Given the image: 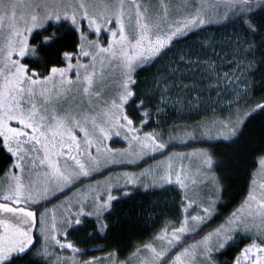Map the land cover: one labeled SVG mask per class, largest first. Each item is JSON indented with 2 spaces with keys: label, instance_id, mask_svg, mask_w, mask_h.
Instances as JSON below:
<instances>
[{
  "label": "snow or ice",
  "instance_id": "6c2138e0",
  "mask_svg": "<svg viewBox=\"0 0 264 264\" xmlns=\"http://www.w3.org/2000/svg\"><path fill=\"white\" fill-rule=\"evenodd\" d=\"M179 7L174 12L169 0H0V151L15 158L0 182V264H106L69 239L76 233L111 241L107 264H129L118 259V226L106 214L139 187L186 188L185 161L193 158L211 182L210 197L193 201L185 194L173 220L158 217L152 238L134 248L132 264H217L229 248L236 252L230 264H264V184L258 191L256 180L264 177V0H184ZM212 24L236 29L228 44L204 37L195 50L174 51ZM52 57L65 66L35 70ZM166 58L168 68L154 72ZM223 62L232 71L221 87ZM194 64L203 69V91L173 100L170 81H182ZM150 72L141 91L137 77ZM170 101L178 111L211 109L212 116L173 125L177 131L165 140L148 129L160 126ZM257 123L262 144L252 152L258 171L246 172V198L207 231L229 187L227 170L244 163ZM114 138L126 146L113 147ZM175 139L223 142L235 152L225 164L204 148L174 152ZM146 157L156 163L115 171ZM101 172L102 186L85 185ZM50 199L62 200L64 211L59 218L41 212L36 236L34 205ZM65 250L70 258L60 254Z\"/></svg>",
  "mask_w": 264,
  "mask_h": 264
},
{
  "label": "trees",
  "instance_id": "16d2710c",
  "mask_svg": "<svg viewBox=\"0 0 264 264\" xmlns=\"http://www.w3.org/2000/svg\"><path fill=\"white\" fill-rule=\"evenodd\" d=\"M209 28H211L212 31H209ZM235 30L236 29L233 26L220 24L209 25L207 31L200 33V35L194 37V39L179 43L174 51L180 49L188 51L189 49H193V44L190 45L189 43H193L194 40L199 41L200 38L208 37L209 34L215 32L217 34L229 33L230 36H234ZM37 43H39V41H37ZM167 60L168 58H166V62ZM52 66L62 67L63 64L52 57L51 64L36 66L35 70L41 73H47L48 69ZM230 66L232 65L230 64ZM158 67H156V69ZM156 69L153 71L155 72ZM152 77L153 74L151 72L137 77V83L140 85L141 91H144L146 85L151 83ZM217 115H219L218 112ZM211 116L212 114L209 113L207 109H203L198 114L193 113L192 115H187L179 120L177 112L168 110V112L163 115L160 126L156 127V125H153V127L148 130H155L166 136L172 131L171 128H173V125H179L182 127L183 125L191 124L196 120H207ZM261 135L262 133L260 132L259 123L254 124L250 129V136L246 138L250 139L251 143L243 154L244 163L239 169L229 168L227 170L226 174L229 176L227 183L229 187L224 194V205L219 208V213L214 219L208 223L207 231H211L214 227L223 223L224 218L240 207L242 201L246 198L248 183L246 172H256L257 170L252 167L254 163L252 152L254 149L261 146ZM218 144L219 146L215 149L217 159L223 161L225 164H229L231 162L229 158L234 154L235 149L227 148L223 142H219ZM9 155L10 154L6 151H0V177L9 170L14 161L13 157L9 159ZM181 194L182 191L175 185L166 186L165 188L159 187L153 190H141L138 188L132 198L123 199L119 203L114 202L112 210L107 215H110L108 221L110 226H118V230L113 233V238L119 241V247L116 250H118L119 253L125 254L134 246H142L143 243L150 240L154 235V229H156L157 225L162 222L158 220V217L173 220L178 215V207L182 199ZM35 208L41 210V205L39 204ZM39 212L40 211H38L37 214H39ZM69 239L72 242L79 244L82 249H86L88 252L100 249L99 251H96V253H99L100 251H103L102 248L113 249L111 247V241L108 244H105L103 241H88L83 233H76L75 235L70 236ZM192 241L194 240H190L189 242ZM235 254V249H226L225 253L219 256L217 264H230V261Z\"/></svg>",
  "mask_w": 264,
  "mask_h": 264
},
{
  "label": "rangeland",
  "instance_id": "374dc122",
  "mask_svg": "<svg viewBox=\"0 0 264 264\" xmlns=\"http://www.w3.org/2000/svg\"><path fill=\"white\" fill-rule=\"evenodd\" d=\"M24 2H36V0H24ZM169 2L174 6V12H178L180 10L179 6L182 3H184V0H169ZM195 2L196 3L203 2L205 4H209V3L218 2V0H195ZM209 31H212V29L209 28ZM194 37H198V36H193L192 39H194ZM208 37H219L220 40L224 44H228L230 42V38H233L234 36H230L229 33L217 34L215 32L213 34H209ZM202 39L203 38H200L199 41L194 40L193 43L191 42L189 44L190 45L198 44ZM178 44L176 45V47L178 46ZM192 50H194V48ZM169 64H170V60L168 59L166 62V59H165L164 61L161 62V64L157 65V67L158 66L159 67L155 71L164 72L168 68ZM64 66L65 65H63L62 67H64ZM202 71H203V69L200 68L199 65L194 64L191 69L184 70V79L182 81L181 80H175L174 82L170 81L169 88L171 89L170 95L172 94V96H171L172 99L174 100L176 98L177 94H180L182 97H184V96H188V95H195V93L197 91H203V89L201 88L202 77L200 75V73ZM231 71H232V66H230V64L227 62H223V63H220L218 65V73L217 74L221 78V82H222L221 87H224V85H223L224 73H228ZM74 78L75 77L73 76V79ZM193 81L196 82L195 87H193V83H192ZM168 110H171L172 112H177V115H179V118H178L179 120L183 119L187 115H192L193 113L198 114L196 112H188L187 110H185L183 112L178 111L174 107H172L171 101L169 102ZM168 110H167V112H168ZM207 110L209 113L212 114L211 109H207ZM171 130L172 131H170L169 133H172L173 131H177L174 128H171ZM164 139L168 140V135L164 136ZM111 143H112V146L116 147V148H123L126 146V141H123L120 138H114V141ZM173 143L175 144V147L172 149V151L180 152V153H185V152L190 153V152H193V151L200 149V148H204V149L210 150V151L215 153V149L219 146V144H218L219 142H209V141H188L187 143H181L178 139H175V140H173ZM158 158H162V157L158 156ZM13 159L15 160L14 157H13ZM155 163H156L155 160H152V159L146 157L144 160L139 161V163L137 165L117 166V167H115V171L116 172H119L121 170L141 171L144 168H147L150 165H153ZM185 165H186V167H185V171H184V174L182 176V179L186 184V188L181 189L177 184H175V182L172 184V185H175L177 188H179L182 191L181 201L184 199L185 194L189 198H191L193 201H201V200H205L206 198L210 197L211 191H212L211 182H210L208 177H205L199 171L197 164H196V161H195V158H193V162L191 165H188L187 161H185ZM10 171H11V167L9 168V170L7 172H10ZM257 171H258V169L256 170V172ZM5 174L0 177V182H3L4 179L6 178ZM105 178L106 177H105L103 172L97 173L94 179H92V180L86 179L85 185H89V184L94 185L96 181H100L101 186H102V183L105 180ZM256 180H257V189L259 191V186L261 184H264V177L257 175ZM173 181H175V176H173ZM139 188L141 190H145L143 187H139ZM155 188H159V187H155ZM155 188H149L147 190H153ZM69 195H71V193H69ZM223 202H224V195H223V198H222V200L218 206L217 214L219 213V208L224 205ZM42 203L44 204V206L41 207V210L38 214V227L36 230V232H37L36 236H39V217H40L41 212L47 211L49 214L55 212L57 218H59L60 215L62 214V212L64 211V209L61 207L62 200L50 199V200L42 201L41 204ZM37 205H39V204H37ZM37 205H34V207H36ZM113 205H114V203H113ZM253 206L255 207V205H253ZM216 215H214L212 219H214V217ZM49 220H50V216H49ZM210 221H208V223ZM148 241L149 240H147L146 242H148ZM192 242H195V241H192ZM192 242H190V243H192ZM137 246H140V245L134 246L129 252H127L125 254L119 253L118 250L115 249V251H117V253H118V259L121 261H128L129 264H132V262L135 260V258L133 257V251H134V248ZM102 249H103V251H100L99 253H96V251H99L100 249L89 251V258L95 257L97 259L104 260L107 264V261L109 260L108 252L113 251V249H107V251H105L104 248H102ZM60 254L66 258H70L72 255L71 250H65V251L61 252Z\"/></svg>",
  "mask_w": 264,
  "mask_h": 264
},
{
  "label": "water",
  "instance_id": "95a60500",
  "mask_svg": "<svg viewBox=\"0 0 264 264\" xmlns=\"http://www.w3.org/2000/svg\"><path fill=\"white\" fill-rule=\"evenodd\" d=\"M37 226H38V222H37ZM36 230H37V227H36V229L34 230V232H35V235H36Z\"/></svg>",
  "mask_w": 264,
  "mask_h": 264
}]
</instances>
